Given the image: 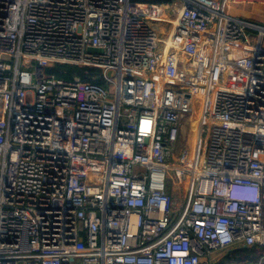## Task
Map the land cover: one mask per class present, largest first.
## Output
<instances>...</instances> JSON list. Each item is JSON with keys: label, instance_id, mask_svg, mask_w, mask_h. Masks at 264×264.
Listing matches in <instances>:
<instances>
[{"label": "built area", "instance_id": "2783aa9c", "mask_svg": "<svg viewBox=\"0 0 264 264\" xmlns=\"http://www.w3.org/2000/svg\"><path fill=\"white\" fill-rule=\"evenodd\" d=\"M256 245L264 25L230 0H0V264H217Z\"/></svg>", "mask_w": 264, "mask_h": 264}, {"label": "trees", "instance_id": "16d2710c", "mask_svg": "<svg viewBox=\"0 0 264 264\" xmlns=\"http://www.w3.org/2000/svg\"><path fill=\"white\" fill-rule=\"evenodd\" d=\"M48 71L55 73L58 78L64 80H71L75 76H80L86 82L106 85V81L100 76V71L98 69L68 64H57L52 68H48ZM241 250L244 253L245 258H239L236 262L228 264H264V260H261V257L264 255V245L242 248Z\"/></svg>", "mask_w": 264, "mask_h": 264}, {"label": "rangeland", "instance_id": "374dc122", "mask_svg": "<svg viewBox=\"0 0 264 264\" xmlns=\"http://www.w3.org/2000/svg\"><path fill=\"white\" fill-rule=\"evenodd\" d=\"M237 1H239V2H237ZM262 2H264V0ZM241 9L247 10V11L252 10L251 12L253 14L254 13L256 14L252 21H254L258 24L264 25V6L258 7V8H253L252 5H246L245 3H243L242 0L241 1L240 0H230L231 13L236 12V14L239 15V17H241L242 16L241 12H240ZM243 10H242V12H243ZM251 17H253V16H251ZM192 130H194L193 127H191V126L187 127V129L183 133L182 140H180L177 144L178 148L181 146H183V147L189 146L190 147L189 137L192 133ZM169 182L171 183V180H169ZM174 195H175L174 210L178 211L180 209L181 203L183 202V199L185 198V194L181 190H176ZM234 249L235 248L227 249V250H223L221 252H218V257H216L218 264H228V263L236 262L239 258H245V255L241 249L236 250V251ZM261 260H264V255L261 257Z\"/></svg>", "mask_w": 264, "mask_h": 264}, {"label": "crops", "instance_id": "0c3cea01", "mask_svg": "<svg viewBox=\"0 0 264 264\" xmlns=\"http://www.w3.org/2000/svg\"><path fill=\"white\" fill-rule=\"evenodd\" d=\"M241 1V0H240ZM263 0H253V1H247V0H242V2L243 3H245L246 5H252V7L253 8H258V7H263L264 6V2H262ZM237 2H239V1H237ZM250 3V4H249ZM263 5V6H262ZM242 10L243 9H241L240 10V12H241V17H245V18H248V19H251V20H253L254 19V16L256 15L255 13L253 14L251 11L252 10H250V11H247V10H243V12H242ZM235 15H237L236 14V12H233ZM237 16H239V15H237ZM251 16H253V17H251Z\"/></svg>", "mask_w": 264, "mask_h": 264}, {"label": "bare ground", "instance_id": "6f19581e", "mask_svg": "<svg viewBox=\"0 0 264 264\" xmlns=\"http://www.w3.org/2000/svg\"><path fill=\"white\" fill-rule=\"evenodd\" d=\"M200 113V108L197 110V115L199 116ZM196 116V118L198 117ZM194 124V130H192V134L190 136V143L192 148L194 149L195 147H197L199 141H198V136H197V128H198V123L197 120L193 122Z\"/></svg>", "mask_w": 264, "mask_h": 264}, {"label": "water", "instance_id": "95a60500", "mask_svg": "<svg viewBox=\"0 0 264 264\" xmlns=\"http://www.w3.org/2000/svg\"><path fill=\"white\" fill-rule=\"evenodd\" d=\"M240 249H242V247L235 248L234 250L236 251V250H240ZM234 250H233V251H234Z\"/></svg>", "mask_w": 264, "mask_h": 264}]
</instances>
